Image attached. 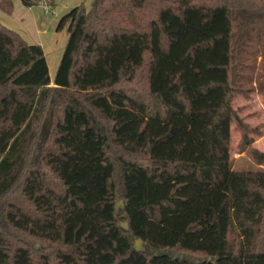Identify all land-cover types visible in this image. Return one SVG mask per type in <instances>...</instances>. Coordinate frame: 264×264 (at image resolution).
<instances>
[{"label": "trees", "instance_id": "16d2710c", "mask_svg": "<svg viewBox=\"0 0 264 264\" xmlns=\"http://www.w3.org/2000/svg\"><path fill=\"white\" fill-rule=\"evenodd\" d=\"M258 19L264 0L80 2L52 78L0 22V264H264V169L229 153L235 122L264 162L233 105Z\"/></svg>", "mask_w": 264, "mask_h": 264}, {"label": "rangeland", "instance_id": "374dc122", "mask_svg": "<svg viewBox=\"0 0 264 264\" xmlns=\"http://www.w3.org/2000/svg\"><path fill=\"white\" fill-rule=\"evenodd\" d=\"M19 4L16 13L22 17L19 21L26 28L28 39L36 41L38 37L52 31L50 28L47 29V26L36 24L34 20L26 17L28 12L25 11V5ZM257 23V27H260L261 30L258 33L256 30L253 32L248 47L249 51L247 50L243 55L242 70L248 75L247 78H250L245 79L242 84L247 89V94H237L233 98V105L250 126L257 125L260 128L262 134H253L252 145L264 151V94L258 90L259 84L264 85V20L258 19ZM239 139V128L233 122L230 125L229 153L231 166L236 169H264V162L256 163L247 148H240ZM36 245H39L38 242Z\"/></svg>", "mask_w": 264, "mask_h": 264}, {"label": "crops", "instance_id": "0c3cea01", "mask_svg": "<svg viewBox=\"0 0 264 264\" xmlns=\"http://www.w3.org/2000/svg\"><path fill=\"white\" fill-rule=\"evenodd\" d=\"M54 6L51 10H48L43 2L31 6H25V11L28 12L26 17L34 20L36 24L42 26H47L52 31L50 33H45L43 36L37 38L36 41H31L26 36V28L20 23L16 13V8L19 7L20 0H13V11L11 13H6L0 10V22L18 31L22 37L32 43H39L43 49L45 59L48 66V72L50 78L53 77L56 66L60 59L61 51L66 42L68 31L66 24L59 30H56L55 26L59 17L65 13L70 7L80 2H83L85 7H89L92 0H53ZM43 30V29H42Z\"/></svg>", "mask_w": 264, "mask_h": 264}, {"label": "water", "instance_id": "95a60500", "mask_svg": "<svg viewBox=\"0 0 264 264\" xmlns=\"http://www.w3.org/2000/svg\"><path fill=\"white\" fill-rule=\"evenodd\" d=\"M115 213L119 216V217H123L124 213H123V207H124V199L123 198H117L115 201ZM119 225L125 229L128 230L129 226H128V222L126 219H122L119 221ZM133 247L137 250H145V245L142 243L140 238H135L133 241Z\"/></svg>", "mask_w": 264, "mask_h": 264}]
</instances>
